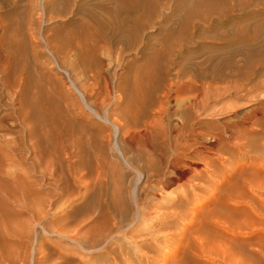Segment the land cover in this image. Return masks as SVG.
I'll return each mask as SVG.
<instances>
[{
  "label": "rangeland",
  "instance_id": "1",
  "mask_svg": "<svg viewBox=\"0 0 264 264\" xmlns=\"http://www.w3.org/2000/svg\"><path fill=\"white\" fill-rule=\"evenodd\" d=\"M141 1L0 0V151L10 152L7 162L3 156L6 175L0 174V264H115L123 262L124 256L133 258L140 237L124 234L153 223L134 219L136 202L146 193L148 178L163 177L166 172L159 150L168 151L167 145L162 138L151 139L150 133L158 130L149 127L152 122L148 124L164 98L165 82L196 81L190 84L199 85L198 93L182 87L185 100L195 94L211 99L216 89H223L214 104L209 100L205 111L192 112L203 119L216 111L214 117L220 121L232 120L234 106L247 110L255 99L264 98V0ZM129 7L131 14L125 21ZM123 21L125 27L120 26ZM146 74L158 88L155 104L147 113L141 99L148 95L140 98L135 91L136 82ZM240 91L248 93L244 96ZM172 98L169 115L175 120L173 108L179 101ZM208 126L209 131L218 129L211 123ZM154 144L159 147L150 150ZM197 146L198 154L190 155L191 161L199 162L192 180L203 185L194 194L188 190L192 202L186 211L219 189L208 186L200 158L213 154L200 143L188 145L187 150ZM251 150L250 158L260 156L262 139L255 140ZM236 157L225 154L221 159L228 162L227 158L234 161ZM151 163L157 166L155 170L149 167ZM11 168H19L17 172L28 180L23 187L31 204L24 194L16 195H21L16 200L4 192ZM60 169V179L47 173H60ZM237 177L236 182L232 180L235 187L228 184L235 192L228 185L227 193L226 186L219 189L221 199L216 197L215 208L210 206L213 215L208 210L199 215L207 250L202 253L197 240L184 239L187 247L191 245L190 264H230L233 260L221 251L227 236L209 221L215 213L220 215L215 211L222 216L225 212L227 218L231 215L230 223L247 216L250 227L242 230L256 229L253 241L259 249L251 255L245 246L241 254L254 257L253 264H264V223L247 214L248 208L238 206L244 212H237L229 207L224 197L233 193L239 198L243 193ZM183 189L173 182L158 190L155 200L166 204L179 198ZM217 199L226 200L225 206ZM185 216L187 221L190 215ZM183 226L175 223L168 230L174 233L173 240L167 244L159 238V243L173 249ZM112 234L119 236L117 244L129 248L98 256L97 252L110 246L107 237ZM155 249L148 251L157 253ZM237 249L240 256L236 254L234 260L241 257L242 249ZM234 263L240 264L238 260Z\"/></svg>",
  "mask_w": 264,
  "mask_h": 264
},
{
  "label": "bare ground",
  "instance_id": "2",
  "mask_svg": "<svg viewBox=\"0 0 264 264\" xmlns=\"http://www.w3.org/2000/svg\"><path fill=\"white\" fill-rule=\"evenodd\" d=\"M150 1L152 3H156L158 0H150ZM141 2L142 1L140 0V3ZM131 9H132V7H129L128 9H126V11H125L126 15H125V19H124L125 21L128 20L130 14H131ZM99 24H102V23L99 22ZM120 26L125 27L126 26L125 22L123 21L120 24ZM4 27H5V25H4ZM33 32H34V30H33ZM187 82H189V81H187ZM190 83H184V81H182V80L179 82L177 81L176 83L174 81L165 82L166 91L164 92V95H163L164 98L161 101H159L158 112H156V111L154 112V114H156V115H154L153 121L151 120L150 122H148V124H150L152 122L151 123L152 125L150 124L151 126H149V127H152L151 129H157L158 130L157 132L155 131V132L150 133L151 139L153 141H155L158 138H162L163 140H165L164 143H166V145H167L168 151L163 150L162 148H160V150H159V152H161V154H160L161 160H163V162H164V169L166 172H164L163 177L162 176L159 177V175H157V176H153L152 178H148V182L145 184L146 193L145 194L143 193L144 194L143 197L141 196V198L138 200V202H136L137 203L136 204L137 210L135 212L134 219L135 220L147 219L149 222L153 221V223L148 225L146 229L144 228V230L143 229L128 230L129 232L124 234L125 235L124 237L131 238L133 236H136V237H140V239L137 242L134 241L136 243L134 245L135 254H134L133 258H131V256H126V257L124 256L123 262L116 261L115 264H123V263L124 264H150V263H153L155 261H160L161 264H190V262H191L190 256H191L192 251H191V248H189V246H191V245L189 244V246L187 247L183 243L184 239H186V237L188 236V237H191L192 239H194L193 241L197 240L196 241L198 243L197 246H199L198 250L202 253L207 250L208 247L206 248V239H205V237L202 236V234H203L201 231L202 228L200 227V224H199L200 222L198 220V219H200L199 215L201 213L205 212L206 210H208L206 213L212 211L210 206H214L213 204L215 203L214 201L216 200V197L221 199V196H219V193H220L219 191L222 190V189L219 190L221 187H224V186L228 185L229 183H231V186L233 185V187L236 186V185L234 186V183L236 182V180H234V178L236 176H238L241 179V182H242L241 186L243 189V191H242L243 193L239 194L240 196L237 195L239 198H235V195L233 193H232V195L230 193H228L227 195L224 194V197L226 196L225 198L228 200V203L227 202L226 203L229 204V207L231 205V207L233 206L234 209L236 208L237 212L238 211L240 212L242 208L244 210H245V208L246 209L248 208L246 210L247 214H250L251 217L253 215H255L258 218V221L260 223H264V150L262 151L260 156H257V157L254 156L253 159L250 158L253 156V154H250V153L252 152V150H251L252 143L255 140H257L259 138L262 139V144H263V149H264V110L262 109V106L264 107V98L263 99H259V98L255 99L254 102L250 103L249 109H247V110H243L239 106H237V107L234 106L231 109L232 113L230 115V116H233L232 120L227 119L225 121H220V119L214 117V113L216 111H210L208 113V115L211 117H207L208 119H206V118L203 119L202 117H198L200 115H197V114L194 115L193 113H195L199 109H201L202 111H205L209 106L208 105L209 100H211L214 104V102H215L214 100H218L222 96L223 92H221V91L223 89L222 90L219 89L220 92L218 91V89H216L217 91H215L214 94L211 95L212 98L209 97L211 99H207L204 96H198L197 94H195V95H191V97H188V100H185V98H183L181 96V93H182L181 91H183L182 87H185V89H186V87H191ZM194 83H196V81ZM175 84H178L177 88L174 87ZM126 86H125V88H126ZM195 86H197V87L194 88ZM198 86L199 85L197 84V85H194L193 87H191L189 89L194 90V91H196V93H198L199 92V91H197ZM207 86H208V84H207ZM222 88H224V87H222ZM157 90H158V88L155 90V88L152 86V79H151V77H149V74H146L144 77H140V79L136 82L135 91L137 92V95L140 96V98L144 97L145 95H148V96L144 97V98H146V100L141 99V105H142L141 107L143 109H145V111L147 109L149 110L150 107L155 104L154 95H155V92ZM235 90L239 91V89L237 90L236 88H235ZM233 92H235V91H233ZM240 92H238V93H240ZM191 93H193V92H191ZM227 93H229V92L226 91V94ZM247 93H248V91L244 92V93L241 92L240 94H243L244 96H246ZM235 95H238V94L236 93ZM243 95H238L236 97H240V99H241V98H244V97H242ZM224 96H225V94H224ZM171 98L175 99L176 101H179L178 106L177 107L175 106V108H173L174 115H176V117H177L175 119L176 121L171 117V115H169V110L171 107L170 106ZM29 105H27L26 109L28 108ZM30 108H29V110H30ZM18 111H20V109ZM94 112H96V111H94ZM146 113H147V111H146ZM22 117H24V116L22 115ZM29 118L30 117H28L27 119H29ZM165 120H167L168 122L165 125H163V121H165ZM51 121L52 120H50V122ZM48 122L49 121H47V123ZM222 122H224V123H222ZM209 123L218 126V129L214 130V131H209L208 129H205V127H207ZM53 124H55V123L53 122ZM52 126H54V125H52ZM145 130H146V128H145ZM206 131H207V133H206ZM206 138H208V140L210 139L211 141H206ZM198 143L201 144V147L205 148L204 150L207 149V151H210L213 154V156H211V157H205L204 158V157L200 156V158L203 160L202 169L207 173L206 177H207L208 186L209 185H215V187L217 186L219 189L215 190L213 193L210 192L211 194H209L207 199L205 201H202L203 203H201L200 205L198 204L197 208H195V206L193 208V206H192L193 209H191V211H186L187 208H189L190 202H192L191 197H190V193H188L189 192L188 190L190 189L191 193L194 194L195 190H197L199 188V186L203 185L200 182L197 183V182H193V180H192V178H193L192 175L196 174L194 172L197 171L195 168L199 164V162L196 163L194 161H191L190 155L193 153H195L197 155L198 151H196V150H197V148H199V146H197L194 149H191L190 151L187 150L188 145L190 146L191 144H198ZM156 147H159V146L154 144V147H152L150 145V150H153ZM6 149H7V147H6ZM2 152L3 151L1 150L0 151V174L1 175L6 173L3 171V168H2V164H4L3 156H5V158H7L5 161V162H7L8 161L7 155H8V153H10V152H6V153H4L5 154L4 155ZM12 152H13V150H12ZM225 154H237L238 158L236 157V159L234 161H232L230 158H227L228 162L231 163V165H230L228 162H224L221 159V158H223V156H225ZM11 156H12V154H11ZM186 162H189V165L186 166V164H187ZM16 165H17V163H16ZM47 166H48V161L46 162V167ZM149 167L151 169L155 170L157 166L154 163H151L149 165ZM16 169L13 170L11 168V173H8L9 176L11 177V179H10L9 183L7 182L8 187H6L7 186L6 182H5V184H3V187L5 186L4 192H6L7 195L11 199L15 198L16 200L18 197L21 196L20 195V196L16 197V195H18L20 193L24 194V196L27 197L26 200H27V203L29 204V202L31 201V198H29V195H28L29 192L26 194V191L24 192V187H23V185H27V183L26 184H24V183L28 180H24L25 176L22 177V174L17 172V170L19 168L17 170ZM249 171H251V173ZM201 172H199L198 174H201ZM47 173H50L52 176H55L59 179L61 178V175H62L61 169H60L61 174L58 171H53V172L51 171V172H47ZM171 173H173V175ZM167 174H168V176H167ZM169 175H171V176H169ZM3 180H5V179H3ZM232 180L235 182L232 183ZM173 182H177L182 187H184V189H183L184 192L182 191L180 197L176 198V199L172 198L173 200H171L169 202L167 201L166 204L163 203L162 201L161 202L156 201L155 199L159 197V193L157 191L158 190H160V191L165 190L166 187L171 185ZM0 183H2V182H0ZM243 186H244V188H243ZM233 187H232V189H233ZM239 187H240V185H239ZM224 188H226L225 192L227 193V190H228L227 186ZM228 188H230V185H228ZM235 191L233 189V192H235ZM6 198H7V196H6ZM21 198H23V197H21ZM32 199L34 200L33 197H32ZM224 199H223V201H219L217 199V201H219L220 204L222 205V202L224 203L226 201ZM31 203L32 202H30V204ZM52 205H53V203L51 204V206ZM223 205L225 206V203ZM215 206H216V204H215ZM215 206L212 208H215ZM238 206H241L242 208L240 207V209L237 210ZM243 209H242V211H243ZM220 211L222 212V210H220ZM233 211H235V210H233ZM185 212L188 216L190 215L189 216L190 218L187 221H184V218L186 217ZM215 212H218V214H220L219 215L220 217L218 215H216ZM215 212L214 213H215L216 217H215V215H214V217L211 216V218L209 219L210 223H213L215 225L214 228H219L218 226H220L222 228L221 232L222 231L224 232V234L227 236V240L229 242L232 241L231 242L232 244H233V242L238 243V244H236V243L233 244V245H236V247L234 249L233 247H231L232 244L230 245L229 242H226L227 240H224L223 246L222 247L220 246L221 251L223 253H225L223 255L224 256L226 255L227 257H230L231 259H233L232 260L233 262L235 260H238V262L240 264H253V262H255V261H252L251 259H253L254 257H252L251 259H249L247 257L249 260H251V261L248 260V262H247V258L245 257V254H244V256H243V254H241L244 251L243 248L245 246H246L245 247L246 250L248 249L249 253L251 255H254L255 250L258 251V249H259V248L256 249L254 247L255 241H253V240H255L254 239L255 234H257L256 229L250 228V229H247V231L244 230L246 232H243V230H242L244 227H246V228L250 227L249 221L245 220L247 218V216L244 217L245 219H242V217H243L242 216L241 217L242 220L237 219L238 221L236 219H234L235 221L233 220L234 222L230 223L228 221V218H230L231 215L228 216V218H227V214H225V212H223L227 218V219H224L223 218V216H225L224 214L222 216L219 211H215ZM243 212H241V213H243ZM212 215H213V213H212ZM239 215H241V214L239 213ZM237 218H239V217H237ZM232 219L233 218H231L230 220H232ZM249 219H250V221L252 220L248 216V220ZM252 221H253V223L255 222L254 220H252ZM175 223H178V225L179 224L184 225L178 234L179 235L178 240L176 238L175 247L173 249H171L173 246L171 248H170V246H166V247L162 246L161 242L159 243V240H160L159 238H161L162 243H163V241L164 242H166V241L171 242V239L174 238V233L171 231H168V230L171 229V227ZM256 228H258V227H256ZM111 229H112V227L109 228V230H111ZM107 234H109V232ZM105 235H104V237H105ZM107 238H109L107 240H111V243L116 244L117 247H115L116 245L111 246V243L107 242V243H110V246L108 245V247H104L103 251L97 252L98 256L101 254H106L108 256V254H111V253L114 255L117 252H121L122 250L129 248V245H127V244L126 245L117 244V242L119 240V236L117 237L116 235L112 234V235L108 236ZM148 240H151V241L147 242ZM187 242H188V240H187ZM237 246H238V248L242 249L240 252L241 257L234 260V258L237 256L236 254H238V256H240L239 255V249H237ZM154 248L157 249V253L156 252L151 253L148 251V250L153 251ZM259 255H260V253H259ZM223 258L225 259V257H223ZM226 260H227V258H226ZM232 261H230V264L233 263Z\"/></svg>",
  "mask_w": 264,
  "mask_h": 264
}]
</instances>
